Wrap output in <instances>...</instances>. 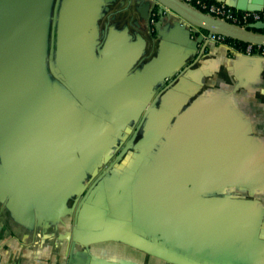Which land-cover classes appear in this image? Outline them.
I'll list each match as a JSON object with an SVG mask.
<instances>
[{
	"label": "crops",
	"instance_id": "obj_1",
	"mask_svg": "<svg viewBox=\"0 0 264 264\" xmlns=\"http://www.w3.org/2000/svg\"><path fill=\"white\" fill-rule=\"evenodd\" d=\"M64 2L0 0V264H167L156 258L150 263L125 244L87 250L71 239L114 233L119 226L133 231L125 210H132L134 198L129 191L126 205L125 182L151 160L137 158V148L150 146L155 157L161 135L169 134L172 125L159 117L162 111L174 115L173 124L195 99H223L264 148V60L207 45L175 20L150 35L149 0H79V75L72 74L57 63L71 61L57 51ZM159 55L153 70H167L169 78L160 84L158 108L150 111L156 114L127 152L143 120L117 119L101 107L88 112L96 99L80 62L105 59L116 67L131 59L127 80ZM214 196L234 203H217L225 235L212 242L209 232H190L186 251L177 254L195 264H264V186L236 185ZM228 208L232 235L225 230ZM134 230L140 234V227Z\"/></svg>",
	"mask_w": 264,
	"mask_h": 264
},
{
	"label": "water",
	"instance_id": "obj_2",
	"mask_svg": "<svg viewBox=\"0 0 264 264\" xmlns=\"http://www.w3.org/2000/svg\"><path fill=\"white\" fill-rule=\"evenodd\" d=\"M77 1L65 0L58 12L56 40L57 51L60 54L79 53V2ZM149 1L152 2L147 24L150 35L163 22L175 20L177 27L184 28L188 34H190L188 26L192 25L201 31L215 33L233 41L264 46V35L255 32L264 28V25L253 24L248 29H240L201 13L180 0ZM218 2L242 12L264 10V0H220ZM154 18L157 20L156 23L151 22ZM151 26H154V29ZM150 49H153V42ZM160 60L161 55L127 80H125L127 70L133 65L131 59L126 65L124 63L116 67L105 59L99 64L94 61L80 62L86 74L88 88L96 99L88 112L94 113L96 108L101 107L118 118L133 121L140 117L146 108H153L155 103L160 101V84L169 78L165 74L167 70L162 71L164 75L162 72L155 73L153 70ZM66 62L68 63L57 60L60 68H62L61 64H64L68 66L72 74L79 75V61ZM148 102L151 104L149 105ZM145 112L143 119L147 115V111ZM248 134L249 129L246 123L227 107L223 99L217 97L201 96L195 99L176 118L170 127L166 143L160 147L154 161L144 170V185L140 195L144 208L137 209L145 216L146 214L149 216L153 210L155 212L156 209H162L163 206V214L167 216L172 215V208L176 207L179 209L178 216L182 217L185 214L184 210L187 212V221L176 220L174 227L164 221V230L162 228L160 231L158 228L161 239L166 241V236L172 235L173 228L176 231H182L174 235L186 251L189 232H209L214 235L212 242H215L216 234L225 235L221 232L223 220L220 217L221 207L217 203L230 205L234 203L215 197L214 194L226 187L236 185L249 189L264 186V148H260ZM150 175H152L151 179ZM147 187L148 190L151 187L154 193H158H155V198L150 203ZM189 204L192 205V209L188 207ZM228 212L230 215L225 216V230L228 229L227 235H232V215L229 208ZM155 216L154 213L151 218L153 223L156 222ZM187 228L188 232H183V229ZM154 230L153 234L156 235ZM71 240L73 245L78 243L87 250L94 244L116 242L167 264H195L185 256L159 245L156 239L147 240L123 226H119L114 233L92 232L90 236L79 241L73 234ZM225 240H228V237L225 236Z\"/></svg>",
	"mask_w": 264,
	"mask_h": 264
},
{
	"label": "flooded vegetation",
	"instance_id": "obj_3",
	"mask_svg": "<svg viewBox=\"0 0 264 264\" xmlns=\"http://www.w3.org/2000/svg\"><path fill=\"white\" fill-rule=\"evenodd\" d=\"M77 2H79V0ZM53 42H52L53 44H51V46L52 45L55 46V41L53 40ZM51 50H52V53H51L52 58L53 59H56L57 58V52L55 50V47H53V49H51ZM66 58H67V60L79 61V53H70V54L67 53L66 54ZM148 104L150 105L151 102H148ZM158 105H159V102H156L155 103V106L153 108H151V109L146 108V110H145V111H147L146 118L143 119V116L146 113L144 111L143 114H141V116L137 118V121H135V122H138V124H139V122L141 120H143V123L141 124V126L139 128V131L137 132L136 136L134 137L133 141L131 142L129 148L126 147V149H128L127 152L130 151V149L133 148L134 145H136V141H137L138 135L142 131V128H143L144 123L149 119V117H150V115L152 113L153 114L154 113L156 114V112H150V111L152 109L153 110L157 109L158 108ZM159 117L162 118L163 122L166 123V125H169L168 123H170L172 125V122L174 120V115L173 114H169V112H167V111H165V112L162 111ZM129 122L134 123V120L133 121H129ZM162 136L163 135H161V138H163L162 139L163 143H160L159 144L160 146H162L163 144H165L167 137H169V135H167V136L164 135L163 137ZM142 148H144V149H142ZM137 151H138V153L136 155L137 158L144 157V156L150 157L151 160H150V162L147 163V165L150 164V163H152L154 161L155 157L153 156V154L156 151H153L150 148V146L137 148ZM146 166L142 169V171H140L139 169H137V171L130 172V173L127 174V179H126L125 185L128 186L130 188V190H128L127 193H125L124 199H125L126 205L129 204L130 201H132L131 196L129 195V191H131V194L133 193V198H134L133 201L134 202H133L132 210H130L129 207H126V210H125V218H126V221L129 222V223H131L132 225L135 224V225H133V227L130 228V229L133 228V231H135L134 230V226L140 227V230L138 232L140 233V235H142L143 237H145L147 240L152 239V238L153 239H156L157 240V243L159 245H161V246L165 247L166 249L171 250V251H173L175 253H177L179 251H185V250H183L182 244L176 240L175 235H174V233L176 234V233H178V232L180 233L182 231H178V230L176 231L175 228H173L172 231H171L172 232V235L166 236L167 237L166 238V241L160 238L161 236H160V232H159V229H160V231L162 230V228L164 230V227H163L164 221L167 222V223H169V225L171 227H172V225H173V227H174V225H176L175 224V221L176 220L184 219L185 222H186L187 221V216H186L187 215V212L185 210L183 211L185 214L182 217L181 216H178L179 209H177V207L175 209L172 208V213H171L172 215H169V216H167L166 214H165L166 215L165 216L163 214V208H164V206H163L162 209H156L155 212L152 209L153 210V213L149 214V216L147 214L145 216V214L143 212L140 211V213H139V211H137L138 207L144 208L143 200L140 201V195L142 193V188H143V185H144L143 178H144V170H145ZM158 171H159V169H158ZM230 190H232V189H230ZM143 191H146V189H143ZM147 191L149 192L148 193V195H149L148 197L149 198L148 197L147 198H148V202L150 203V202H152V200H154L155 193H157V192L154 193L153 190H151V187H149V190H148V187H147ZM156 197H157V195H156ZM176 204H177V202H176ZM191 204L188 205L189 208L192 206ZM191 209H192V207H191ZM190 212L191 211H189V213ZM154 213L156 215L155 216V218H156V222L155 223H153L152 220H151V218L154 216ZM185 226H187V224H185ZM154 228H155V230H154ZM153 230L156 231V233H157L156 235L153 234ZM183 232H188V228L186 230L183 229ZM198 234H200V233H198ZM147 258L149 259V262H150L151 259H155L154 257H151L149 255H147Z\"/></svg>",
	"mask_w": 264,
	"mask_h": 264
},
{
	"label": "built area",
	"instance_id": "obj_4",
	"mask_svg": "<svg viewBox=\"0 0 264 264\" xmlns=\"http://www.w3.org/2000/svg\"><path fill=\"white\" fill-rule=\"evenodd\" d=\"M191 8L204 13L212 18L224 21L240 29H248L250 25H264V10L259 12L237 11L224 3L212 2L210 0H180ZM153 22V20H152ZM191 37H198L207 45L220 46L227 52L237 56H247L264 59V46L246 44L239 45L237 41L228 42L224 36L207 33L189 25Z\"/></svg>",
	"mask_w": 264,
	"mask_h": 264
},
{
	"label": "trees",
	"instance_id": "obj_5",
	"mask_svg": "<svg viewBox=\"0 0 264 264\" xmlns=\"http://www.w3.org/2000/svg\"><path fill=\"white\" fill-rule=\"evenodd\" d=\"M212 2H214V1H212ZM154 20H156V18H154ZM255 32H257V33H260V34H263L264 35V28H262V29H259V30H255ZM228 42H232V40H228ZM239 45H242V46H244V45H246L245 43H241V42H237Z\"/></svg>",
	"mask_w": 264,
	"mask_h": 264
},
{
	"label": "rangeland",
	"instance_id": "obj_6",
	"mask_svg": "<svg viewBox=\"0 0 264 264\" xmlns=\"http://www.w3.org/2000/svg\"><path fill=\"white\" fill-rule=\"evenodd\" d=\"M112 116H114L113 114H111ZM112 118H114V117H112ZM117 119H121V120H123L122 118H118V117H116ZM115 119V118H114ZM153 175V174H152ZM152 175H150L149 177H150V179L152 178Z\"/></svg>",
	"mask_w": 264,
	"mask_h": 264
}]
</instances>
